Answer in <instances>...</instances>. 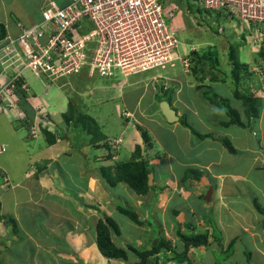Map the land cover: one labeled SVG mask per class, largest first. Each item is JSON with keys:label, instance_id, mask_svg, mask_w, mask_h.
Returning <instances> with one entry per match:
<instances>
[{"label": "crops", "instance_id": "crops-1", "mask_svg": "<svg viewBox=\"0 0 264 264\" xmlns=\"http://www.w3.org/2000/svg\"><path fill=\"white\" fill-rule=\"evenodd\" d=\"M18 1L0 0V27L4 29V31L0 30V34H4V37L0 39V45L8 41L9 37L16 39L19 36V24L30 27L42 19L41 10L44 0H20L19 3ZM17 3V12H15L12 6ZM231 45H228V53H230ZM228 53L226 52L227 55ZM27 73L28 71L25 72V74ZM83 74L87 75L86 73ZM87 76L80 77V79L86 78L91 81V78ZM78 78H74V81H77ZM124 78L129 79L131 76H125ZM8 80L9 72L0 66V91L6 86ZM160 80L163 79L153 77L141 84L124 80L120 83L117 82L116 85L108 81L109 85H97L95 87L97 91H89V93L71 89L76 92L80 100H82V96L98 98L99 101L95 102L96 106H100V102H103L101 98L105 96V92L112 90L113 96L120 100L116 106L119 118L132 119L131 124H126L121 129L123 136L120 138V142H126L123 150H127L130 157H133L137 145L143 146V138L137 126L148 131L152 137L154 148L148 153L143 151V157L150 160L153 170L157 169L160 175L156 178L153 171V188L146 195H138L131 189L134 192L131 197L134 207L143 211L140 215L138 214L141 220L145 221L147 218L144 214L148 208L157 212L155 216L161 212V217L165 218V224L168 228L167 230L162 229L161 233H164L163 236L177 247L178 252H181L183 247L176 236L177 226L172 217L175 218L177 223L184 225L188 233L208 231L210 234L209 245L192 250L190 260L183 262L165 261L166 258L171 256L176 257L174 254L176 252L169 251L168 254L161 253L159 255L158 264H264V209L261 208V202L264 200V185L261 186L253 182V178L257 181L261 180L262 176L264 177V136H262L260 127L255 129L257 133H261V137L257 149L252 151L253 153L238 147L236 143L240 141L239 137L234 139L226 132L204 133L202 135L208 137L196 139V135L193 137L191 129L189 127L185 128L180 120L177 123L170 124L161 112L155 111L157 88L154 86ZM38 83H41V80L36 83L34 91L41 89ZM43 84L46 85L44 89L49 87L45 82ZM43 84L41 83V86L44 87ZM64 86H72V80L64 81L57 89L63 90ZM34 91L29 86V91L25 94V100L27 101L31 97L32 104H29L28 109L30 114L34 115L35 112L36 119L33 120L30 117V120L40 126L43 118H41L39 112L44 106L35 98ZM91 94L93 95L91 96ZM19 96H16L17 100ZM59 96H62L60 91L52 94V98ZM173 98L174 103L180 105L192 101V98L187 97L183 92L181 93L180 89L174 91ZM52 105L46 103L47 108L52 107ZM2 109L3 107L0 106V131L8 130V128L17 131V123L13 124V119L9 118V115H6ZM76 113L80 112L76 111ZM21 114L24 115L22 118L26 115L23 111ZM56 114L63 118L65 109L62 105L59 110L55 109L53 105L52 113L46 111V115H53V118L46 117V119L54 123ZM84 114L88 115L86 112ZM177 114L181 118L183 113L177 111ZM55 122L57 125L62 124L57 120ZM95 122L104 134L102 130H105L107 125H100L96 120ZM62 126L59 125V132L62 130ZM232 126L235 125L228 128ZM129 128L133 129L129 130ZM183 128L187 130H184V133L178 138L180 135L179 130ZM159 130L166 134L163 136L164 140L159 138ZM38 133L45 141L46 153L38 157L43 162L35 161L36 172L32 173V177H28L29 175L27 176L25 172L26 175L22 179L14 181L15 178L12 177L9 171L10 168L5 167V163H0V193L4 196L8 195L7 203H14L13 216H15L17 222V232L13 231V227L11 230V234H15L13 236L11 234L7 235V232H9L7 227L4 229L2 227L0 234L4 233L5 237L0 238V243L2 242L3 246H6L3 238L6 239V242L18 240L17 243L26 242L24 247L29 249L26 253L18 247L17 251L10 250V254L14 258L11 262L13 264H51L53 262L60 264H123V260L104 257L96 242V225L99 219L104 216L113 219L114 212L118 210V205L115 202L116 196L110 193V189H114L119 185L122 190H125L121 184L128 186L126 183H119L115 187H110L101 175L103 166L106 164L110 167L116 165L114 162L119 158L120 152L118 151L120 149L116 151L111 159L108 158L110 151L106 148H100L102 153L99 156L90 157V154L84 153H80L78 156L71 150H67L66 147L63 148L65 143H68L66 142L67 137L57 141L54 145H49L42 131ZM104 136L109 140L106 134ZM194 139L199 141L196 142ZM226 139L231 141L236 150L235 154L230 153L223 145L222 141ZM182 140H185L186 144L182 145ZM2 144H5V142H1L0 146ZM88 146L93 148L90 144ZM226 153L234 156L232 163H230L235 167L234 170L221 169L224 162L227 161L225 159ZM210 154L216 155L211 159H206V156ZM250 154H252V158ZM230 159L228 158V160ZM102 162L105 165H102ZM240 163H243V166L246 164V169L244 167L239 169L238 165ZM191 169L194 172L191 174L192 177H188L187 172ZM195 170L201 172V174ZM73 178H76V180H73ZM29 180L30 184L41 192L42 196L36 198L34 193H31L30 200L19 202L18 199L16 200V190L18 188L24 189L25 183ZM6 182L10 187L8 190L5 187ZM9 182L12 183L9 184ZM251 186L256 187L257 196L252 191ZM1 188H5L6 191L2 193ZM202 197L206 201L205 205L203 203L204 208L209 210V224H205L204 220L206 218L204 217L206 216L204 215L196 218V208L194 206H190L189 215H187L185 209L180 208L182 201H193L195 198L201 199ZM3 198L2 196L0 210L7 204ZM29 201H33L35 204H30ZM40 202L42 203L39 204ZM39 212V216L42 214L43 218L36 222L37 218L33 215H37ZM174 212H177L175 217ZM119 235H121V232ZM20 237L25 238V240H20ZM61 241L67 242L65 244L66 248L64 245L62 246L63 242ZM68 245L71 247V251L67 250ZM147 250H150V248ZM2 253V256L11 257L6 248ZM43 258H45L44 261ZM134 259V261L131 260L132 264L139 261L138 257ZM164 261L165 263H163ZM124 263L128 264L129 261ZM145 264H155V258L150 257Z\"/></svg>", "mask_w": 264, "mask_h": 264}, {"label": "rangeland", "instance_id": "rangeland-1", "mask_svg": "<svg viewBox=\"0 0 264 264\" xmlns=\"http://www.w3.org/2000/svg\"><path fill=\"white\" fill-rule=\"evenodd\" d=\"M68 1L69 0H61L60 4H63ZM18 3L12 6V9H14L15 12H17ZM164 4L166 9V17H169V14L171 12L175 14L174 18L168 19V23L173 27H175L177 30L179 46H180L179 50H180V54L182 55V58H189L188 56L191 50L193 49H197L201 51V50H206L208 47H211V49L209 50L213 52V56L219 61V70H221V73L218 71H213L211 73V75H215V77L218 78V80H216L217 82H212V83L208 82L206 84L208 85V87L204 86L203 88L199 89L197 79L194 76H191L192 74L189 71L190 67L193 66L192 63L189 62L190 65L186 66L184 63H182L181 60H177L175 62L176 64L174 67L170 66V64H167L165 67L162 68L152 69L144 73H141L139 75L135 74L134 77L131 76V78L129 79L124 78L125 76L119 71L108 77H100L98 75L94 77H89L91 78V81L86 78L80 79V77L87 76L85 74H81L78 75L79 78L77 76H70L64 78L61 81H55L51 83L48 82L47 84L49 87L47 89H44L46 88V85L43 84L44 83L43 78L37 79L34 75L28 72L27 74H25V79L26 82L28 83L27 91H29V86L34 91L36 88L35 86L36 83L39 80H41V83L44 85V87L41 86V83H38L41 89H37V91H34V93L36 94L35 98H37V100H39V102L45 107L44 108L45 111L52 113L53 105L54 108L57 110H59L60 106L62 105V107L65 109V113H67L69 110V102H70L72 106L71 108L74 109L75 111H78L80 113L86 112L88 115L93 117L98 124L107 125L105 130L102 131L104 132V134L108 136L110 142L113 143L114 140H117L118 142L121 141L120 138L123 136L121 129H123V127H125L126 124H131V120H132L130 118H124V119L119 118L118 115L119 112H117L116 106L117 104H119L120 100L113 96L114 93L112 94L111 93L112 90H111L110 92L109 91H107V93L105 92V96L101 98V100L103 99V102H100L101 103L100 106L99 105L96 106L95 102L99 101V99L92 98L94 97L92 96L93 94H91L92 97L82 96L81 97L82 100H80L78 99L79 97L76 94V92L72 91L71 89L89 93V91L96 92L97 89L95 87L97 85L100 84L109 85L108 81L114 85H116L117 82L120 83L124 80H127L130 83L137 82L138 84H141L143 82H146L147 80H150L153 77H159L162 78L163 80L158 81L154 86L158 88L157 93H159V88H161L162 85H165L166 89H170L173 91L180 89L181 93L183 92L187 97L192 98V101L191 100L187 101V103L181 105L174 103V98H173L172 106L180 113H183L181 115L182 118L180 120V123L183 124V122H187L188 126L185 125L184 126L185 128L189 127L191 129L193 133V137H195V132H197L200 135L204 133L213 134V132L214 133L226 132L229 133L231 137H233L234 139H236V137H239L240 141L236 143L238 147L247 149L250 152L256 151L259 143V139L261 137L260 134L262 133V136H264V106L262 107V114L260 119L257 120L255 123H253L252 128L249 127L239 128L236 125L232 126L231 128H224V127H220L222 123L229 122V118L228 115L226 114V110L224 108L216 106L215 104H212L209 98H207V96H204V93L208 91L209 96L212 97L217 96L218 98L217 97L216 98L218 101L220 102L225 101L233 108H236L238 106L237 101L233 99L234 85L232 83V79L230 78V74L232 72V66L230 65V59L228 57L229 55L228 45L233 44L235 46H238V44L239 45L244 44V45H240V48L238 49L239 51L238 57L242 62L249 64V71L251 75L248 74L247 71L246 72L242 71L240 75L242 78L244 77L247 78V81H245L244 83L245 86L248 87L250 91L254 93L256 96L262 97L264 101V58L260 55L261 50H264V34L261 37L258 35V38H256L255 36L256 34H258V31L256 32V34L251 32L252 34L250 38L248 36H245V38H243V35H245L244 33L245 30H247V27L241 29L240 23L238 22V19L236 17H229L225 15V12L222 11H220L219 13L220 15L218 16L217 11L204 9L200 5L198 0H164ZM221 28H223L222 31ZM226 52L228 53V55L226 54ZM7 65L8 64H6V66ZM74 78H78L77 81H74ZM222 78H224L225 80H221ZM69 80H72V86H64L63 90L57 89L64 81L68 82ZM197 90H199L200 92ZM27 91H25L24 93L27 94ZM58 91L61 92L62 96L52 98V94H55ZM169 94L170 93L166 92L163 95L165 96V98L168 99ZM104 98H106L105 102H104ZM10 101H13L16 104L17 109L19 108L20 96L18 100L17 99L7 100V104H9ZM47 102L51 105L53 104L52 107L47 108L46 107ZM25 103L28 104L29 107V104L30 105L32 104L31 97L28 98ZM154 109L159 113L161 112L160 103L158 104L157 100ZM20 113H22V111H20ZM11 114L9 113V118H12ZM34 115L30 114L33 120L36 119ZM41 116L44 119L40 123V126L43 125L47 127L48 130H50L51 132L58 133L59 132L58 128H60L59 125L60 126L63 125L61 129L66 130L67 123L64 120V118H60L62 116L56 114L54 117V123L52 121L51 123L46 119L45 113L42 114ZM52 116L47 115L48 118ZM135 117L137 118V116ZM241 119L248 120L247 115L243 111L241 113ZM55 120L59 121V123L62 124L57 125ZM21 122L22 121L17 120L16 122L13 123V124L17 123L16 124L17 131H15L16 129L13 130L11 128H8V130L4 129L5 131H0V144L1 142H5V144L1 145L5 148V151L2 154H0V163H5V167L10 168L9 171L12 177L15 178L13 179L14 181L22 179L26 174L27 176L29 175L28 177H32V173L36 172L35 170L36 168L34 166L35 161L38 160L39 162H43L40 161L38 157L43 156L46 153V145H45V141L43 140V137L36 136L35 138L33 136V133H31L32 126L28 128L27 125H24ZM259 127L261 133L259 132L257 133L255 130L256 128ZM185 128L179 130L180 135L178 136V138L182 135V133H184V130H187ZM41 129L42 127H40V131ZM131 129L133 128H129V130ZM158 135L160 139L164 140L163 136L166 134H163L162 131L159 130ZM65 137H67L66 142L68 143L67 144L65 143V146H63V148L66 147L67 150L68 149L71 150L75 154H78V156L80 155V153H84L87 155L90 154V157L91 156L94 157V156H99L102 153V150L100 149L90 148L88 146L89 138H90L89 135H87L84 132H81L78 129L72 130L71 127L70 133L67 132V135ZM211 137H213V135H211ZM196 139L198 138L196 137ZM71 141L73 142L72 144L70 143ZM184 141L185 140H182V145L186 144ZM194 141L198 142L199 140L194 139ZM118 145H117L118 147L117 149H120V151H118L120 152V154H119V158L114 163L116 164L131 160L132 156L130 157L129 152L125 149L123 150V148H125L126 142L125 143L120 142ZM214 155L216 154L207 155L206 159H211V157H213ZM250 157L252 158V154H250ZM228 158L231 159L228 160ZM233 158H234L233 155H229L228 153H226L225 159L227 161L224 162V165L221 167V169L234 170L235 167L230 164L232 163ZM132 159H134V154ZM103 164L104 163L102 162V165ZM242 167L246 169L247 165L244 164L243 166V163H240L238 165V168L241 169ZM154 172L156 178H158V175H160L159 171L155 169ZM253 179H254L253 182L255 184H260L261 186L264 185L263 176L261 180L259 179L256 181L255 178ZM73 180H76V178H73ZM10 183L12 182H9V184ZM121 186H123L125 190H122L121 187H119V185L114 189H110V193H113V195L116 196V200H115L116 204L118 206H122L129 210H132L139 215L140 213H143V211L135 208L134 204L132 203L131 197L133 196L134 192L125 184H121ZM5 187L7 190L10 188L8 186V182H6ZM23 188L24 189L22 190L21 188H18L16 190V200L18 199L19 202L30 200L31 193H34L36 198L42 196L41 192L37 191V188H35V186L30 184V180L29 182L25 183ZM251 188L256 195L257 194L256 187L251 186ZM1 190L2 193L6 191L5 188L4 189L1 188ZM2 196L4 197L3 199L7 203L8 195L4 196L0 193V201L2 199ZM204 200H205L204 197H202L201 199L195 198L193 199V201L192 200L182 201L180 203V208L185 209V211H187V215H189L188 211L190 209V206L191 205L194 206L196 208L195 210L196 218H200L202 215L206 216L204 217L206 218L204 222L205 224H207L208 221L210 220L209 219L210 215H209V210L204 208V205L206 204V201ZM29 202L30 204H35L33 201H29ZM41 203L42 202H40L39 204ZM261 205H262L261 208L264 209V200H262ZM14 209H15L14 203L11 202V203H7L5 207L2 208V210H0V233L2 227L3 229L6 228L5 223L7 220L5 219V217L7 219L8 218L15 219V216H13ZM41 212L44 214L43 211ZM155 213L157 212L148 208L146 210V213L144 214L147 217L145 219L146 222L144 223L143 227H140L139 225L135 224L129 217L120 213L118 210L114 212L113 219L117 223L121 232V235L119 236L113 235L115 244L118 245L119 247H124L125 249H127L129 245L141 252L149 248L151 249V247L154 245L155 240L158 237L164 235V233H161L162 229L164 228L166 230L168 229L166 227L167 225L165 224V218L161 217L162 213L160 212L159 215L157 216H155ZM39 215L40 212L37 215L36 214L33 215L35 218H37V220H35L36 222H39V219L43 218L42 214L41 216ZM1 217H4V219H2ZM7 230H9V232H7V235H10L12 230V225H10L7 228ZM11 235L13 236L15 234H11ZM3 236L4 233L2 235L0 234V238ZM3 240H5V238H3ZM3 242L6 244V246L4 245L3 247L6 248L9 254H10V250L17 251V247L21 249L24 253L29 251V249L24 247V244L26 242L17 243V240H12L10 242H6V241ZM66 243L67 242L64 241L62 244V246L64 245L65 248H66L65 245ZM67 247H68L67 250L71 251L70 250L71 247L69 245ZM128 253H129L128 264H132L131 260L134 261L135 260L134 258H137L138 256H136L134 253L132 254V252H128ZM12 260H14L12 255L11 257L4 256V261H5L4 264H13L11 262ZM42 260L44 261L45 258H43ZM217 260L219 262L218 255H217ZM161 261H163V259H161ZM124 262L123 264H127ZM163 263H165V261ZM51 264H60V263L53 262Z\"/></svg>", "mask_w": 264, "mask_h": 264}, {"label": "built area", "instance_id": "built-area-1", "mask_svg": "<svg viewBox=\"0 0 264 264\" xmlns=\"http://www.w3.org/2000/svg\"><path fill=\"white\" fill-rule=\"evenodd\" d=\"M60 1L44 0L41 21L30 27L19 24V36L0 47V63L9 71L0 106L15 118L20 115L17 106L7 100L16 99L15 86L25 70L51 83L83 73L108 77L119 71L132 76L167 64L174 67L177 60L190 65L180 54L177 30L168 23L175 14L166 17L164 0H69L61 5ZM199 2L206 10L236 17L241 29L247 27L249 38L253 31H258L256 38L264 34V0ZM22 88L27 90L28 85ZM44 108L39 115L47 117ZM39 127L47 128L33 123L34 137ZM118 144L114 140V148ZM4 151L1 146L0 154Z\"/></svg>", "mask_w": 264, "mask_h": 264}, {"label": "trees", "instance_id": "trees-1", "mask_svg": "<svg viewBox=\"0 0 264 264\" xmlns=\"http://www.w3.org/2000/svg\"><path fill=\"white\" fill-rule=\"evenodd\" d=\"M217 12L219 16L220 11ZM0 30L4 31L3 27H0ZM3 37L4 34L3 35L0 34V39H2ZM240 45H244V44H240ZM240 45L238 44V46H235L232 44L229 53L230 65L232 66V72L230 74V78L232 79V83L234 85L233 99L237 101L239 107L237 106L236 108H233L225 101L223 102L218 101L217 100L218 97L216 96L217 97L216 98L209 96L208 91L204 93V96H207V98H209L212 104H215L216 106H219L226 110V114L228 115L229 122L222 123V126L224 128H228L231 125H238L244 128L246 127L252 128L253 123H255L257 120L260 119L262 114V107L264 106L263 105L264 101L262 97L256 96L254 93H252L250 89L246 87L244 84L245 81H247V78L246 77L242 78L240 75L242 71L243 72L247 71L248 74H250L249 64L242 62L238 57L239 54L238 49L240 48ZM209 49H211V47H208L206 50H201V51L193 50L190 52L188 56L190 63H192L193 65L192 67H190L189 71L197 79L199 89L203 88L204 86L208 87V85H206L208 82L210 83L217 82L216 80H218V78L215 77V75H211L213 71H218L221 73V70H219V61L213 56V52ZM260 55L264 58V50H261ZM221 80H225V79L222 78ZM24 83H27L25 78L19 80L15 86V92L16 95L17 96L20 95L21 98L19 110L21 109L27 115V119H26V115L23 118L20 116L19 119L20 121H22L21 123H24V125H27L28 128H30L33 125V121L30 120L31 116L28 109V104L25 103L26 95L22 88V85ZM166 92L170 93L168 99L165 98V96L163 95ZM173 95H174L173 90L165 89V85H162V87L159 88V93H157V97H156L158 104L161 103V101H167L171 105ZM71 107L72 106L70 104L68 112L63 114L64 120L66 121L67 124H69L66 130H61L60 132L57 133V132H51L50 130L44 127L41 129L42 133L46 136L47 143L49 145H54L55 143H57V141L64 139V137L67 135V132L70 133V128L72 127V130L78 129L81 132H84L87 135H89L90 137L89 144L93 148L108 149L110 151L108 158L111 159L118 149L114 148L113 143L109 142V140L105 138L104 134H102L100 128L96 125L95 120L91 118V116L86 115L84 113L77 114L76 111ZM242 111L247 115L248 120L241 119ZM183 125L188 126L187 122H183ZM137 128L139 129L141 136L143 138V146L140 145L136 146L134 151V159H131L127 162L116 163V165L113 167L103 166L101 168V175L110 187H115L119 183H126L128 187L132 189L134 192H136L138 195H146L153 188V186H149L148 175L151 172L153 173L154 170L153 167L151 166L150 160L143 157L144 156L143 151H145V153L151 151L154 148V142L148 131L142 129L140 126H137ZM195 135L198 139L208 137L206 135H200L196 132ZM222 142L230 153L233 154L236 153V150L229 139L223 140ZM193 172H194L193 169L189 170L187 172V176L192 177L191 174ZM196 172L201 174V172L199 171ZM118 210L120 213L129 217L135 224L139 226L144 225L145 221L141 220V218L136 212L124 208L122 206H118ZM176 215L177 212H174V217ZM5 219L7 220L5 226L8 228L10 225H12L13 231L17 232L16 220L14 218L7 219L6 217ZM172 219L177 226L176 236L178 237L183 247L181 252H178L177 247L173 245L171 241L167 240L166 237H164L163 235L155 240L154 245L151 247L150 250H145L141 252L133 248L132 246H129L127 249L123 247H119L118 245L115 244L113 240V235L115 234L119 235L120 229L117 223L111 217L108 216H104L103 218L99 219L96 225V242L98 249L101 252V254L108 259H120L123 261H128L129 260L128 252H132V254L134 253L139 258V261L136 264H145L150 257H154L155 264H158L159 255L161 253L168 254L169 251L176 252L174 253L176 257L171 256L170 258H166L165 261L170 260V261L183 262L186 260H190V252L192 250L200 247H207L209 245L210 234L208 233V231L207 232L199 231L198 233L191 234L185 230L184 225L179 224V222L177 223L175 218L172 217ZM21 239L25 240V238L20 237V240ZM3 241H6V239ZM4 249L5 248L3 247V243L1 242L0 264L5 263L4 256H2L3 255L2 252Z\"/></svg>", "mask_w": 264, "mask_h": 264}, {"label": "water", "instance_id": "water-1", "mask_svg": "<svg viewBox=\"0 0 264 264\" xmlns=\"http://www.w3.org/2000/svg\"><path fill=\"white\" fill-rule=\"evenodd\" d=\"M160 110L162 115L165 117L168 123L173 124L177 123L180 120V117L178 116L176 110L170 105L169 102L163 101L160 103ZM149 179V186H152L154 175L153 173H149L148 175Z\"/></svg>", "mask_w": 264, "mask_h": 264}, {"label": "clouds", "instance_id": "clouds-1", "mask_svg": "<svg viewBox=\"0 0 264 264\" xmlns=\"http://www.w3.org/2000/svg\"><path fill=\"white\" fill-rule=\"evenodd\" d=\"M211 11H216V10H211ZM220 13V12H219ZM223 30V28H221V31ZM251 33V32H250ZM253 33H254V31H253ZM245 35H243V37L245 38V36H247V30H245V33H244ZM10 38V37H9ZM8 38V39H9ZM250 41V40H249ZM9 43V40L8 41H5V42H3V44H1L0 45V47L2 46V45H4V44H8ZM0 66L2 67V69L4 68L2 65H1V63H0ZM5 70V69H4ZM26 71H28V70H25L24 71V74H25V72ZM9 72V71H8ZM28 72H30V71H28ZM36 77V76H35ZM25 78V77H24ZM37 78V77H36ZM38 79H40V78H38ZM42 79V78H41ZM44 80V82L47 84V82H46V79H43ZM27 84V83H26ZM28 85V84H27ZM48 85V84H47ZM23 90H25V89H23ZM25 91H27V90H25ZM17 96V95H16ZM16 98V97H15ZM4 109V108H3ZM5 111V110H4ZM18 112H19V117L21 116V113H20V111H19V108H18ZM5 113L6 114H8L9 115V112H7V111H5ZM23 115V114H22ZM12 116V119H13V122H16L17 120H20L19 119V117L17 118H15L13 115H11ZM40 135H39V133H38V135H37V137H39ZM36 138V137H35Z\"/></svg>", "mask_w": 264, "mask_h": 264}]
</instances>
